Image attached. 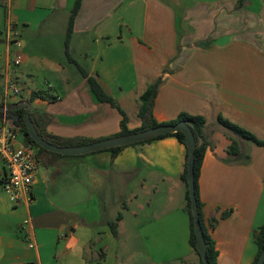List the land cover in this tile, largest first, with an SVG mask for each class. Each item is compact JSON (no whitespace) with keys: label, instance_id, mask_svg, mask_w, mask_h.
Returning a JSON list of instances; mask_svg holds the SVG:
<instances>
[{"label":"crops","instance_id":"obj_1","mask_svg":"<svg viewBox=\"0 0 264 264\" xmlns=\"http://www.w3.org/2000/svg\"><path fill=\"white\" fill-rule=\"evenodd\" d=\"M76 1L0 0V106L30 102L38 117L48 116L53 136L109 138L124 116L97 98L81 69L115 99L131 130L142 125L140 97L162 77L158 122L182 113L206 120L199 185L205 219L217 220V264H253L254 233L264 224V145L229 132L218 117L264 142V0L242 9L238 0H82L67 50ZM9 25L20 48L8 42ZM13 82L18 95L6 92ZM231 138L238 155L229 154ZM19 140L26 142L23 131ZM53 153L38 148L33 201L17 205L1 188L0 160V264L201 263L181 178L187 149L176 136L115 156ZM128 251L139 252L135 262Z\"/></svg>","mask_w":264,"mask_h":264},{"label":"trees","instance_id":"obj_2","mask_svg":"<svg viewBox=\"0 0 264 264\" xmlns=\"http://www.w3.org/2000/svg\"><path fill=\"white\" fill-rule=\"evenodd\" d=\"M249 1L250 0H238L236 9H242V8L246 7L247 2H249ZM81 3H82V0H77L76 4L72 10V13H71L69 26H68V32H67V41H66L67 50L69 47L70 37L73 33L75 19H76V16L78 14V11L81 7ZM67 54H68L69 60L75 62V60L70 56L68 51H67ZM81 71H82L83 75L88 78L90 87H91L92 91L96 94L97 98L101 102L110 103L112 106L117 107L122 112V114L124 116V118L121 122L122 130L116 136L125 135V134H129V133L137 132V131H142V130L149 129V128L156 127V126L163 125V124H176L180 121H185L193 130V133L196 136L197 140L200 137L203 138V140H204L203 144L201 146H198L197 149L195 150V159H194L195 192H196V199H197V204H198V211H199L201 226H202V230L204 232L205 241L207 243L208 260H209L210 264H217L218 251L216 249V243H215V241L212 237V234H211L212 229L216 226L217 220L213 219V220L207 222V220L205 219V215L203 212L204 202L201 199L200 185H199V179H200L201 168H202L204 157H205V152H206L207 147L210 145V141H208V139L206 138V135H205V127H206L205 118L203 116H200V115H191L188 113H182L178 116V118H176L174 120H171L168 122H158L154 116V108H155V102H156V99H157V96L159 93V89L163 83V79H162V77H160L157 79L156 82L150 84L147 87V90L144 92V94L140 97V99H139V101H140L139 116L142 120V125H141V127L137 128V129L131 130L127 126L128 120H129L127 115L124 113V111L121 110V108L119 107V105L117 104L115 99L106 93V91L104 90L101 83L95 77L89 76V74L84 69H81ZM36 96H41V94L35 93L33 95V98ZM16 112L24 115L26 111L23 109L22 110L20 109V110H17ZM31 117H32V120H33L38 132L40 133V135L43 138H45L47 141H49L55 145H58V146H79V145H84V144H88V143H92L95 141L105 139V138H100V139L61 138L58 136H53V135L49 134L46 130V126H47L48 120H49L47 115H43V117H38V114L36 112L31 111ZM218 122L223 127H225L229 132L237 135L238 137H240L244 140L253 141L258 145H264V142L262 140L258 139L253 133H251L250 131L246 130L245 128L231 122L230 120L224 118L222 115H219ZM19 125L21 126V130L26 135V142L27 143H30L34 146H37L43 152L50 153L49 151H47V150L43 149L41 146H39L32 139V137L28 134V130H27V127L25 124L21 125L19 123ZM169 135L176 136L179 139V141L185 145V147L187 149L186 164H185L184 171L181 175V178L187 186V207H186V210H187V213L189 214L190 220H191L190 243L193 246V248L200 255L199 251L196 248L195 224H194V217H193V213H192V205H191L189 187H188V146L186 144L185 135L182 132H176V133L165 134V135L159 136L157 138H154V139H151L148 141L160 139V138H163V137H166ZM231 139H232V144L229 147V154L230 155H238L240 153L239 142L235 138H231ZM148 141H145V142H148ZM141 143H144V142H141ZM136 144H139V143H136ZM124 147H126V146L106 149V150H102V151H111L113 153V155L115 156ZM53 154L58 155V156H63V155L58 154V153H53ZM120 219H121V217L118 218V220H120ZM111 227H112L113 233L115 235H117L118 234V222L111 224ZM254 241L258 246V253H257V256H256L253 264H257V261L261 255V253L264 250V224L254 233ZM200 257H201V255H200ZM200 264H204L202 261V258H201Z\"/></svg>","mask_w":264,"mask_h":264},{"label":"water","instance_id":"obj_3","mask_svg":"<svg viewBox=\"0 0 264 264\" xmlns=\"http://www.w3.org/2000/svg\"><path fill=\"white\" fill-rule=\"evenodd\" d=\"M23 107L26 110L24 115L17 113L16 111ZM32 105L30 102H20L13 105H1L0 106V120H9L25 124L28 130V134L32 139L43 149L68 156H80L90 153L127 146L131 144L145 142L159 136L182 132L185 135L186 144L188 146V187L190 200L192 205V213L194 217L195 233H196V248L199 251L204 264H210L207 256V243L205 241L204 232L202 230L201 221L199 217L198 204L195 192V169L194 159L195 150L198 146H201L204 142L200 137L198 140L193 133L191 127L185 122L180 121L176 124H163L142 131H137L125 135H118L109 138H105L92 143L79 145V146H58L43 138L38 132L32 117H31ZM257 264H264V250L261 253Z\"/></svg>","mask_w":264,"mask_h":264},{"label":"built area","instance_id":"obj_4","mask_svg":"<svg viewBox=\"0 0 264 264\" xmlns=\"http://www.w3.org/2000/svg\"><path fill=\"white\" fill-rule=\"evenodd\" d=\"M8 42L14 43L18 48L21 47L19 33L13 25H9L6 30ZM1 59V56H0ZM23 56L18 53L14 59V65L22 63ZM6 92L18 95L20 88L13 82ZM21 126L19 123L9 120H0V160L5 163L6 176L1 182V188L10 198V201L17 205L24 201H33L32 189L35 177L38 173V147L19 140ZM30 223L29 219L23 222L26 228ZM30 248H34L33 242L29 243Z\"/></svg>","mask_w":264,"mask_h":264},{"label":"rangeland","instance_id":"obj_5","mask_svg":"<svg viewBox=\"0 0 264 264\" xmlns=\"http://www.w3.org/2000/svg\"><path fill=\"white\" fill-rule=\"evenodd\" d=\"M137 253H139V252L138 251H132V252L131 251H128L127 252L126 259L130 258L132 262H135L136 259L138 258Z\"/></svg>","mask_w":264,"mask_h":264}]
</instances>
